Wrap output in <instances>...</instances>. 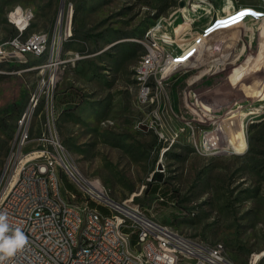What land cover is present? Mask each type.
Here are the masks:
<instances>
[{
    "label": "rangeland",
    "instance_id": "rangeland-1",
    "mask_svg": "<svg viewBox=\"0 0 264 264\" xmlns=\"http://www.w3.org/2000/svg\"><path fill=\"white\" fill-rule=\"evenodd\" d=\"M16 6L33 13L26 33H47L48 45L38 57L0 56V188L37 92L24 150L57 155L62 195L76 191L68 162L113 200L132 198L178 232L223 244L236 264H264V0H0V44L15 33ZM245 6L263 15L217 22ZM155 34L190 53L171 68L156 113L138 101L136 80L142 40ZM234 116L245 144L222 133Z\"/></svg>",
    "mask_w": 264,
    "mask_h": 264
},
{
    "label": "built area",
    "instance_id": "built-area-1",
    "mask_svg": "<svg viewBox=\"0 0 264 264\" xmlns=\"http://www.w3.org/2000/svg\"><path fill=\"white\" fill-rule=\"evenodd\" d=\"M18 14L25 20L22 25L15 21ZM32 16L31 10L20 6L8 12L15 33L0 44L1 57L26 53L38 57L46 52L47 33H26ZM208 29L192 43L202 44ZM173 42L156 34L155 42H148L147 37L142 40L145 51L140 58L142 89L138 101L155 103L154 113L161 98H168L165 84L171 68L188 64L180 61L194 50L181 56L184 47L174 48ZM38 97L37 92L31 95L29 109L18 119L9 158L11 175L0 188V211L6 210L11 225L22 228L29 240L8 264H236L219 253L218 242L210 245L186 236L147 214L138 203L136 210H128L127 202H134L132 198L113 200L73 174L65 163L76 191L62 195L57 155L44 145L24 150L29 139V111L37 105ZM142 125L151 127V123ZM18 159H25L24 167H17ZM85 212H92L91 224H84Z\"/></svg>",
    "mask_w": 264,
    "mask_h": 264
},
{
    "label": "bare ground",
    "instance_id": "bare-ground-1",
    "mask_svg": "<svg viewBox=\"0 0 264 264\" xmlns=\"http://www.w3.org/2000/svg\"><path fill=\"white\" fill-rule=\"evenodd\" d=\"M196 3V2H195ZM197 4V3H196ZM18 10H19V7H17ZM194 11V10H193ZM228 14L225 15V17H222V18H217V22H226L227 21V25L231 22H234L235 20L239 19L241 16L243 15H253V16H259L261 15L262 13L259 11V10H255L251 7H248V6H245V7H242L240 9H238V11L236 13H233L231 11L227 12ZM61 15V14H60ZM263 15V14H262ZM243 20V19H242ZM241 20V21H242ZM15 21L17 22V24H20L22 25L25 20L23 19V17L18 14L17 18L15 19ZM239 22V21H238ZM216 24V23H215ZM215 24H213V26H215ZM234 25V24H232ZM231 25V26H232ZM230 26V27H231ZM156 27V26H155ZM31 35H42V32L41 31H37V32H33L31 33ZM173 40V39H172ZM175 41V40H174ZM45 44H48V36H45ZM195 46L196 44H194L189 50L191 49H195ZM188 50V52H189ZM185 53V52H184ZM187 53V52H186ZM185 53V54H186ZM183 54V53H182ZM181 54V56H182ZM49 62H52V59L49 60ZM180 62H184L185 61H180ZM187 62V61H186ZM54 64V62L52 63H49L47 64V66H52ZM141 71H142V61L140 60L139 61V65L138 67L136 68V80H137V88L139 90V93L137 95L138 97V100H140L141 98V89H142V77L140 76L141 75ZM203 74V72H200L199 74H196L192 80L190 81V83H192L193 81H195L196 79L200 78V76ZM146 102V101H145ZM27 109H29V105L27 107ZM244 118H240V119H237V117L234 116V118L232 117L231 119H229V121L227 123H225L222 127V133H224L227 138L229 140H239L241 142V144H245L246 142V136H245V131H244V125L242 123V120ZM219 138V137H218ZM208 147L206 146L204 149H207ZM203 149V150H204ZM222 150L224 151H230L232 152V150L230 149H226L225 147L222 148ZM68 164V167L70 168V170L76 174L77 177H80L78 172L75 170V168L70 165L68 162L66 163ZM25 166V159H18L17 160V167H24ZM74 176V175H73ZM83 177H81L82 179ZM84 181V179H83ZM127 209L128 210H136V204L135 205H131L129 202H127ZM93 222V215H92V212H85L84 213V224H91ZM218 251L220 254L222 255H227L226 254V251H225V248L223 246V244L219 243L218 242Z\"/></svg>",
    "mask_w": 264,
    "mask_h": 264
},
{
    "label": "clouds",
    "instance_id": "clouds-1",
    "mask_svg": "<svg viewBox=\"0 0 264 264\" xmlns=\"http://www.w3.org/2000/svg\"><path fill=\"white\" fill-rule=\"evenodd\" d=\"M28 243L23 229L13 227L7 211H0V264H8L10 258L25 249Z\"/></svg>",
    "mask_w": 264,
    "mask_h": 264
},
{
    "label": "trees",
    "instance_id": "trees-1",
    "mask_svg": "<svg viewBox=\"0 0 264 264\" xmlns=\"http://www.w3.org/2000/svg\"><path fill=\"white\" fill-rule=\"evenodd\" d=\"M157 188H158V186H157V185L153 186V187H152V191H156V190H157ZM134 200H136V201L138 200L137 196H136V198H134Z\"/></svg>",
    "mask_w": 264,
    "mask_h": 264
},
{
    "label": "water",
    "instance_id": "water-1",
    "mask_svg": "<svg viewBox=\"0 0 264 264\" xmlns=\"http://www.w3.org/2000/svg\"><path fill=\"white\" fill-rule=\"evenodd\" d=\"M61 6H62V0H61Z\"/></svg>",
    "mask_w": 264,
    "mask_h": 264
}]
</instances>
